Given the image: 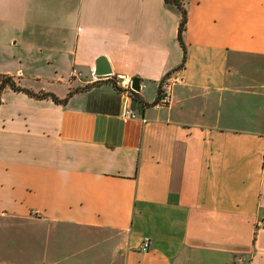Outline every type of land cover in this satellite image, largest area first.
Instances as JSON below:
<instances>
[{
    "label": "crops",
    "instance_id": "1",
    "mask_svg": "<svg viewBox=\"0 0 264 264\" xmlns=\"http://www.w3.org/2000/svg\"><path fill=\"white\" fill-rule=\"evenodd\" d=\"M180 1L184 64L165 0H0V76L74 92L3 90L0 264H264V0Z\"/></svg>",
    "mask_w": 264,
    "mask_h": 264
},
{
    "label": "trees",
    "instance_id": "2",
    "mask_svg": "<svg viewBox=\"0 0 264 264\" xmlns=\"http://www.w3.org/2000/svg\"><path fill=\"white\" fill-rule=\"evenodd\" d=\"M167 4L169 5H174L177 8H179V10L181 11V22H180V26H179V33H178V38L179 41L181 42L183 48H184V60H183V64L186 61V52H185V46L183 43V34L184 31L186 29V24H187V15H186V10L183 7V4L180 0H165ZM182 67V66H181ZM100 83H111L120 93L124 94L125 91L118 85L117 81H114V79H108L106 81H98L96 83H94L92 86H97ZM7 87H10L12 90L16 91V92H24L27 93L33 97H36L38 99H48L51 98L53 99L56 103L59 104H65L69 98L72 96V94L74 92H71L66 98L64 99H59L57 98L54 94L52 93H47V92H40V93H34L28 89H25L23 87H21L16 80L11 77V76H6V75H2L0 76V106L2 105V93L3 90ZM83 89H77L75 92L81 91ZM161 94V85L159 88V96ZM127 96L129 99H132L134 101H137L139 103H141L143 106H148V104H145L142 100V98L140 97L138 92H134V91H128L127 92Z\"/></svg>",
    "mask_w": 264,
    "mask_h": 264
},
{
    "label": "built area",
    "instance_id": "3",
    "mask_svg": "<svg viewBox=\"0 0 264 264\" xmlns=\"http://www.w3.org/2000/svg\"><path fill=\"white\" fill-rule=\"evenodd\" d=\"M71 74H72V77H74V78H81L82 77V73L80 71H78L77 68H73ZM92 77L94 79L99 78L95 75V72H92ZM132 79L133 78H131V77H126V78H123L122 82H121V88L125 91L124 95L127 98H128L127 92L133 91ZM173 82H174V80H172V78L168 77L163 82V84L161 85V94L159 96V99L157 100V102L154 105L156 108H161V107L170 105V103H171V91H170V89H171V85ZM122 115L125 118H131V119L137 118V115L127 107L124 108ZM150 245H151L150 239L145 238L144 242L141 246V251L147 252L150 248Z\"/></svg>",
    "mask_w": 264,
    "mask_h": 264
},
{
    "label": "water",
    "instance_id": "4",
    "mask_svg": "<svg viewBox=\"0 0 264 264\" xmlns=\"http://www.w3.org/2000/svg\"><path fill=\"white\" fill-rule=\"evenodd\" d=\"M95 75L99 78H104L112 75V69L105 57H100L96 61ZM132 89L134 92H139L141 89V81L138 77L132 79Z\"/></svg>",
    "mask_w": 264,
    "mask_h": 264
},
{
    "label": "rangeland",
    "instance_id": "5",
    "mask_svg": "<svg viewBox=\"0 0 264 264\" xmlns=\"http://www.w3.org/2000/svg\"><path fill=\"white\" fill-rule=\"evenodd\" d=\"M132 106H134V105L132 104Z\"/></svg>",
    "mask_w": 264,
    "mask_h": 264
}]
</instances>
